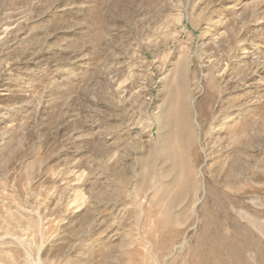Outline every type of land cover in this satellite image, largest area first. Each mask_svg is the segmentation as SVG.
<instances>
[{"label": "rangeland", "instance_id": "rangeland-1", "mask_svg": "<svg viewBox=\"0 0 264 264\" xmlns=\"http://www.w3.org/2000/svg\"><path fill=\"white\" fill-rule=\"evenodd\" d=\"M0 264H264V0H0Z\"/></svg>", "mask_w": 264, "mask_h": 264}, {"label": "bare ground", "instance_id": "bare-ground-1", "mask_svg": "<svg viewBox=\"0 0 264 264\" xmlns=\"http://www.w3.org/2000/svg\"><path fill=\"white\" fill-rule=\"evenodd\" d=\"M185 114V113H184ZM183 117H184V115H183ZM180 119V118H179ZM178 120V119H177ZM177 120H175L176 122H178ZM183 120H184V118H183ZM183 122H182V120H181V122H179L177 125H176V123H175V125H176V131H177V136H178V134L180 133V132H182L183 131V124H182ZM178 128V129H177ZM180 136V135H179ZM179 136L177 137V139H179ZM192 136V135H191ZM181 139H182V137H180ZM187 139H188V141L189 142H191L192 141V138L190 137V136H187ZM185 142V141H184ZM174 148V151H176L175 153L173 152V155H174V157H175V163H174V167H177V168H180L179 166L181 165V168L185 171V175L183 176V177H181V179H183V182H181V185H183V184H185V183H189L190 185H191V182H190V176H191V174H192V171L190 170V168L189 169H187V167H186V160H187V156L185 155V153H184V151L182 150V149H180L181 148V143H180V139H179V141H178V144H177V146L176 147H173ZM172 154V153H171ZM169 210V209H168ZM168 210H167V212H168ZM226 258V257H225ZM230 261V260H229Z\"/></svg>", "mask_w": 264, "mask_h": 264}]
</instances>
